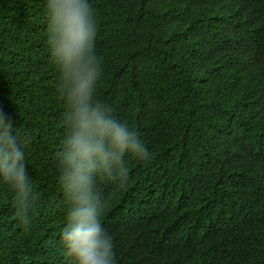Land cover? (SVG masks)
I'll return each mask as SVG.
<instances>
[{"label": "trees", "instance_id": "1", "mask_svg": "<svg viewBox=\"0 0 264 264\" xmlns=\"http://www.w3.org/2000/svg\"><path fill=\"white\" fill-rule=\"evenodd\" d=\"M95 95L151 153L99 183L117 264H264V0H89ZM45 0H0V114L37 201L30 228L0 186V264H71L60 242L63 136ZM112 237V238H113Z\"/></svg>", "mask_w": 264, "mask_h": 264}, {"label": "clouds", "instance_id": "2", "mask_svg": "<svg viewBox=\"0 0 264 264\" xmlns=\"http://www.w3.org/2000/svg\"><path fill=\"white\" fill-rule=\"evenodd\" d=\"M47 45L58 69L63 136L57 182L66 203L59 242L71 264H117L114 237L102 226L99 183L129 179L126 158L151 153L128 123L95 95L101 62L94 51L97 21L89 0H45ZM0 186L10 193L19 225L28 230L37 201L13 121L0 114ZM113 237V238H112Z\"/></svg>", "mask_w": 264, "mask_h": 264}]
</instances>
